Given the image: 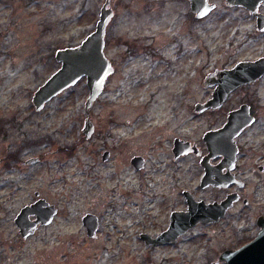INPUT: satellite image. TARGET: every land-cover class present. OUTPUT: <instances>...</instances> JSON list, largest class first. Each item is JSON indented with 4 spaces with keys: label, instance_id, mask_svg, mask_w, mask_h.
Wrapping results in <instances>:
<instances>
[{
    "label": "rangeland",
    "instance_id": "374dc122",
    "mask_svg": "<svg viewBox=\"0 0 264 264\" xmlns=\"http://www.w3.org/2000/svg\"><path fill=\"white\" fill-rule=\"evenodd\" d=\"M223 1L211 0L217 9L194 22L184 0H111L104 53L114 72L101 95L86 111L82 78L35 111L34 91L60 67L55 51L78 45L94 30L105 0H0V157L13 144H25L24 159L42 156L29 166L0 167V264L142 263L139 230L154 219L146 231L157 234L162 211L181 204L162 190L164 182L170 186L178 177L187 187L200 175L191 156L172 160V138L197 139L224 119L215 112L192 121L191 102L204 96L205 75L264 51V36L257 38L250 21ZM262 85L243 92L264 106ZM87 117L94 133L84 139ZM103 149L111 150L107 162ZM136 155L148 159L139 172L130 164ZM36 191L59 212L23 240L14 218ZM85 214L99 221L95 238L86 235ZM194 233L176 247L155 250L154 260L200 264L236 244L221 226Z\"/></svg>",
    "mask_w": 264,
    "mask_h": 264
},
{
    "label": "flooded vegetation",
    "instance_id": "af4514ba",
    "mask_svg": "<svg viewBox=\"0 0 264 264\" xmlns=\"http://www.w3.org/2000/svg\"><path fill=\"white\" fill-rule=\"evenodd\" d=\"M184 1L187 3L190 14H188L189 19L192 20L193 18L195 22L198 18H196L195 14L191 11L189 2L187 0ZM213 3L215 4V8L210 13L217 9L216 3ZM223 3L226 10H239V14L242 19L250 21L251 26H253L252 31L255 33L257 38L264 36V0L255 1V6L250 9L244 5L230 6L227 5L225 1H223ZM144 50H146L150 56L153 55L152 52L154 50L151 49L150 46L145 47ZM263 57L264 51L251 59H240L231 63L230 66L227 64L225 67L222 66L221 68H215L213 71L208 72L205 77L216 70L228 71L233 69L238 63L253 62ZM205 77L202 82L205 92L204 96L200 97L199 100L195 98L193 102H191L192 121L196 123L200 117L208 116L215 112L223 113L224 119L219 125L209 126L201 133H196L195 136H199L197 139H183L178 136H174L172 138V160L177 162L185 157L191 156L200 169V175L196 178V181L192 186L187 187H183L181 185L178 177H173V182L170 186H168V183L164 182L162 190H168L169 197L171 199L180 200L181 204L178 205L174 202L172 203L169 211H162L161 220L157 221L160 222L157 234L151 235L146 231L150 230L155 222L154 219H151L149 224L143 225L144 229L139 230L137 234V242L142 244V248L144 250L141 264H159V262L157 263V261L153 258V252H155V250L160 248L176 247L188 234L193 232L192 235H194V231H199L202 235L205 232H208V229L218 226L225 228L228 232L230 231L232 238L234 239L233 242H236V244L233 246L222 247L214 255L204 257L200 264H228L225 258H221V255L224 252L236 251L243 246L249 245L250 243L252 244V242L260 238V233L264 232V106L257 100V95L246 96L243 92L247 88L262 87V84L264 83V72H261L256 78L250 81L239 84L236 88L229 92L224 101L219 106H215V108L208 106L207 103L214 97L213 93L217 84L208 85L205 82ZM236 92L240 93L235 101L232 100L231 97ZM173 99L179 100L180 97H174ZM177 103H179V101ZM235 111H238L239 115L237 119H235L236 121L233 126L234 129H223V127L228 123L229 115ZM8 121L12 125L14 124L12 119H9ZM3 126H5V122L4 124L0 123L1 135H4ZM220 129L225 131L222 133L220 138H216L220 141L223 139V141L227 142L228 145H220L218 148L209 146L208 134L211 132H218ZM175 141H184L188 143L187 146L181 145V148H178L175 146L177 145L175 144ZM229 141H232L233 143V150L230 149L231 144ZM25 149V144L8 145L5 153L0 157V167L4 166V164L6 166V164L9 163H16L18 166L20 165L25 167L41 161L42 156H29L25 159L22 158ZM186 149H188V152H185ZM234 151L235 157L231 163V155ZM104 153H107L108 159L102 161L107 162L111 158V150L103 149L102 155ZM134 157H140L142 159V168L136 169L131 164ZM30 160H34V162L28 163ZM147 163L148 159L143 155H136L130 159L131 166L138 172L144 170ZM34 195L35 199L32 202L30 201L27 205H30L40 199L45 200L44 197H41L37 191ZM188 199H193L196 202H204L205 204L211 206L220 205L223 202H226V204H230V206L225 211H211V216L208 222H198L189 228L184 234L175 238L174 241L158 245L147 244L143 236L146 234L155 238L165 232L171 226L173 213L187 211ZM42 207L45 208V205ZM58 212L59 211H57L56 215ZM146 216L150 217L148 214ZM29 218L30 220H36V216H31ZM145 221V219L142 220L143 223ZM49 225L50 224L37 225L36 231L39 228L47 227ZM18 236L23 239L19 232Z\"/></svg>",
    "mask_w": 264,
    "mask_h": 264
},
{
    "label": "water",
    "instance_id": "95a60500",
    "mask_svg": "<svg viewBox=\"0 0 264 264\" xmlns=\"http://www.w3.org/2000/svg\"><path fill=\"white\" fill-rule=\"evenodd\" d=\"M190 4L191 11L196 18L200 19L209 14L215 8V4L209 0H187ZM257 0H225L230 6L244 5L247 8L255 6ZM114 16L111 7V0H105L99 10L98 19L94 30L89 33L78 45L57 49L54 53V59L60 63V67L44 81L33 93L31 103L35 111L43 109L44 105L52 98L63 91L73 87L80 79L85 78L88 95L84 103V109L89 111L95 100L101 95L108 76L113 74L114 68L104 53L105 34L108 24ZM261 66V67H260ZM264 72V57L253 62L238 63L231 70H216L205 77L208 85L217 84L213 93L212 100L207 105L215 108L219 106L227 94L236 88L239 84L250 81ZM238 111L231 113L228 117V123L223 127L234 129V122L238 117ZM220 129L218 132H211L208 135V145L218 148L220 145H228L227 142L220 141L216 137H221L225 131ZM84 139H89L93 132L94 126L89 119L85 118L81 129ZM207 138V139H208ZM233 150V143L229 141ZM188 142L175 141V145L181 148V145L187 146ZM227 143V144H226ZM212 147V148H213ZM184 150V149H183ZM216 150V149H215ZM230 150V151H231ZM184 152V151H180ZM185 152H188L186 149ZM233 152V151H232ZM235 157V151L231 155V163ZM108 155L104 153L102 160H107ZM34 160L28 161L32 163ZM131 164L136 169L142 168L143 161L140 157H134ZM188 209L185 212H176L172 214L171 226L159 236L152 238L144 235L143 238L147 244L158 245L169 241L184 234L189 228L198 222L206 223L210 219L211 211H225L230 204L223 202L220 205L211 206L204 202L187 200ZM45 205V208L42 206ZM57 209L54 205L45 200H37L30 205L23 206L16 215L14 222L18 228L19 234L23 239L35 233L37 225L51 224ZM36 216V220H30L29 217ZM88 238H95L99 227L97 217L92 214H85L81 219ZM262 235V236H261ZM257 242L243 246L236 251H227L221 255L228 264H264V232L260 233ZM260 240V241H259ZM256 245V246H255Z\"/></svg>",
    "mask_w": 264,
    "mask_h": 264
}]
</instances>
